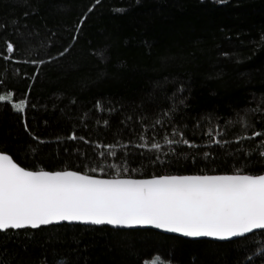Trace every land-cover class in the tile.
Returning a JSON list of instances; mask_svg holds the SVG:
<instances>
[{"label":"trees","instance_id":"16d2710c","mask_svg":"<svg viewBox=\"0 0 264 264\" xmlns=\"http://www.w3.org/2000/svg\"><path fill=\"white\" fill-rule=\"evenodd\" d=\"M8 94L0 153L26 170L264 174V137L241 139L264 133V0H0ZM22 100L23 113L11 109ZM0 264H264V232L217 244L76 226L7 230Z\"/></svg>","mask_w":264,"mask_h":264},{"label":"snow or ice","instance_id":"6c2138e0","mask_svg":"<svg viewBox=\"0 0 264 264\" xmlns=\"http://www.w3.org/2000/svg\"><path fill=\"white\" fill-rule=\"evenodd\" d=\"M6 47L9 53L13 51L12 44ZM11 100V94L0 95V101ZM26 106L23 100L12 104L20 113ZM255 137H264V133L254 132L252 137L241 139ZM69 139L84 137L73 134ZM182 143L196 147L187 139ZM110 147L114 145L105 146ZM259 155L264 157V151ZM61 221L152 226L185 237L242 238L254 230H264V174L100 179L70 170H26L10 155L0 153V232L36 229Z\"/></svg>","mask_w":264,"mask_h":264},{"label":"water","instance_id":"95a60500","mask_svg":"<svg viewBox=\"0 0 264 264\" xmlns=\"http://www.w3.org/2000/svg\"><path fill=\"white\" fill-rule=\"evenodd\" d=\"M62 225L79 226V227H84V228H108L112 231H118V232L149 231V232L161 234V235L168 236V237H174V238H178V239H181L184 241H189V242H210V243H217V244L235 242V241L247 238L253 234H258V233L264 232V230H254L253 233L247 234L245 237H242V238H232L230 240H218V239L211 238V237H185L182 234L170 233V232H167L163 229H157V228H154L152 226L123 227V226H114V225H107V224L93 225V224H87V223L76 222V221H73V222L61 221V222L53 223L50 225H42L36 229L25 228V229H18V230H12V231H22V230L37 231V230L43 229V228L57 227V226H62Z\"/></svg>","mask_w":264,"mask_h":264},{"label":"bare ground","instance_id":"6f19581e","mask_svg":"<svg viewBox=\"0 0 264 264\" xmlns=\"http://www.w3.org/2000/svg\"><path fill=\"white\" fill-rule=\"evenodd\" d=\"M62 226H65V225H62ZM57 227H59V226H57ZM69 227H71V226H69ZM76 227H79V226H76ZM84 228V227H83ZM43 229H45V228H43ZM105 229H108V228H105ZM108 230H110V229H108ZM112 231V230H111ZM116 232H118V231H116ZM263 233V232H262ZM259 234V233H258ZM254 235V234H253Z\"/></svg>","mask_w":264,"mask_h":264},{"label":"rangeland","instance_id":"374dc122","mask_svg":"<svg viewBox=\"0 0 264 264\" xmlns=\"http://www.w3.org/2000/svg\"><path fill=\"white\" fill-rule=\"evenodd\" d=\"M10 102H11V101H10ZM8 104H9V103H8ZM11 104H13V103H11ZM11 109L14 110L13 107H11Z\"/></svg>","mask_w":264,"mask_h":264}]
</instances>
